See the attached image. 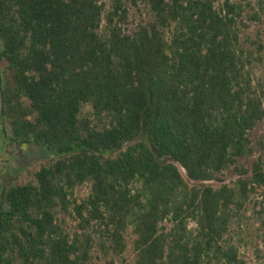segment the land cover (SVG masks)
I'll use <instances>...</instances> for the list:
<instances>
[{"label": "trees", "instance_id": "1", "mask_svg": "<svg viewBox=\"0 0 264 264\" xmlns=\"http://www.w3.org/2000/svg\"><path fill=\"white\" fill-rule=\"evenodd\" d=\"M0 84L3 141L45 150L0 191V264L247 263L264 0H0Z\"/></svg>", "mask_w": 264, "mask_h": 264}, {"label": "flooded vegetation", "instance_id": "2", "mask_svg": "<svg viewBox=\"0 0 264 264\" xmlns=\"http://www.w3.org/2000/svg\"><path fill=\"white\" fill-rule=\"evenodd\" d=\"M0 149V191L14 177L22 181L41 166L45 150L34 143L2 142ZM31 169H34L31 171Z\"/></svg>", "mask_w": 264, "mask_h": 264}, {"label": "rangeland", "instance_id": "3", "mask_svg": "<svg viewBox=\"0 0 264 264\" xmlns=\"http://www.w3.org/2000/svg\"><path fill=\"white\" fill-rule=\"evenodd\" d=\"M248 1L255 2V0ZM2 142L4 141L0 134V149L3 145ZM32 170L34 169H31V171ZM182 172L184 173V171ZM27 178H24L19 182H26ZM87 194L88 188L83 187L80 189H76L74 195L69 197V199L71 200V202L77 200V202L79 203L80 200L85 198ZM75 216L76 215L73 213L72 216H68L67 218L68 226H70L72 229H76V227L78 226V223L75 220ZM233 230L232 234L237 244H240V250L244 255V258L247 262L246 264H264V239L263 237H261L264 235V233L260 229V225L257 224L254 219L244 220L240 225L236 224V227Z\"/></svg>", "mask_w": 264, "mask_h": 264}, {"label": "water", "instance_id": "4", "mask_svg": "<svg viewBox=\"0 0 264 264\" xmlns=\"http://www.w3.org/2000/svg\"><path fill=\"white\" fill-rule=\"evenodd\" d=\"M3 108H4V99H3V94H2L1 84H0V115L3 112Z\"/></svg>", "mask_w": 264, "mask_h": 264}]
</instances>
